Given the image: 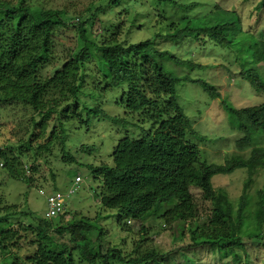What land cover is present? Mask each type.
Listing matches in <instances>:
<instances>
[{"label": "rangeland", "instance_id": "rangeland-1", "mask_svg": "<svg viewBox=\"0 0 264 264\" xmlns=\"http://www.w3.org/2000/svg\"><path fill=\"white\" fill-rule=\"evenodd\" d=\"M0 1L16 7L30 5L63 11L65 24L54 28L49 57L38 70L41 79L51 77L65 63L72 62L75 53L90 52L78 74L81 85L76 96L66 92L72 81L67 78L44 91L41 113L21 100L0 102V149L5 147L4 151L21 156L25 178H11L0 162V217L5 230L14 235L12 242L5 241L10 252L6 255L0 252V264H23L25 255L33 250L32 242L38 239L35 226L47 210L46 198L38 190L64 192L77 175L82 181L68 199L65 214L49 219L53 228L57 224L64 227L76 224L82 218L98 226L91 225L90 231L81 232L89 243L76 239L67 230L60 234L54 229L50 231L57 243L71 249L77 264H101L99 259L87 260L82 251L87 248L93 254L106 253L111 247L118 248L126 259L155 250L158 256L147 264H264V220L260 228L252 223L258 192L264 194V166L258 168L248 187L249 200L243 214L247 223L241 226L242 240L235 244V254L230 257H221L218 249L209 246L216 241L209 222L215 203L204 199L198 188H190L197 210L189 219L166 223L155 216L144 220L124 218L101 204L102 183L90 169L103 163L112 164L113 148L119 140L140 139L153 131L150 122H140L136 114L118 103L122 87L109 83L101 46L114 43L128 46L187 23L238 25L234 31L236 42L231 47L218 46L207 36L155 40L157 49L169 50L197 65L191 69L166 59L163 63L171 74L203 79L220 94L211 98L196 82L177 85L178 102L195 130V134H187L188 140L200 147L205 159L217 164L233 154L248 158L252 147H264V130L252 125L246 113L238 116L243 130L232 129L233 121L223 106L225 101L241 109L264 101V92L257 91L240 76L244 67H252L264 78V10L257 8L260 0H174L176 4L169 0ZM192 2L198 5L192 9L180 6ZM257 46L260 53L254 61L251 53ZM129 62L145 65V60L139 57L129 58ZM46 111L49 114L43 115ZM247 133L249 144L239 147L237 141ZM246 179L243 168L212 177L218 201L223 205L225 196L232 204L234 222L238 220L237 209ZM230 228L227 223L217 229L229 232ZM205 233L212 237L206 245H197ZM111 264L123 263L112 259Z\"/></svg>", "mask_w": 264, "mask_h": 264}, {"label": "trees", "instance_id": "trees-1", "mask_svg": "<svg viewBox=\"0 0 264 264\" xmlns=\"http://www.w3.org/2000/svg\"><path fill=\"white\" fill-rule=\"evenodd\" d=\"M169 1L176 4L174 0ZM196 5L197 2H192L180 6L192 9ZM257 8L264 10V0L259 1ZM62 16L63 11L59 9H36L30 5L16 7L0 1V102L21 100L31 104L41 113L44 91L67 78L72 81L68 84L66 92L72 96L79 93L81 83L78 74L90 58L89 51L75 53L74 60L65 63L51 77L41 79L38 74L40 65L49 57L54 28L65 24ZM236 29V22L212 26L187 23L172 32L164 35L156 32L154 38L128 46L120 43L101 46L103 64L109 71V83L122 87L118 103L128 112L136 114L140 122H150L153 131L140 139L127 137L119 140L113 148L112 164L103 163L90 167L92 174L102 183L101 204L115 210L124 218L144 220L155 216L162 218L166 223L189 219L197 210L190 188H198L204 199L213 200L215 203L209 222L216 241L209 246L213 250L218 249L221 257L235 254L234 246L242 240L241 226L247 223L243 215L249 200L247 190L258 168L264 166V147H252L248 158L240 154L230 155L222 164L205 159L200 147L187 138V134H195V130L178 102L177 85L185 81L196 82L211 98L219 97L220 94L213 85L203 79H193L189 74H171L163 63L166 59L178 65L192 67L191 69L197 65L178 58L169 50H159L154 44L157 38L177 41L187 35H194V38L207 36L213 38L218 46L231 47L236 42ZM259 53L260 48L257 46L251 53L254 61ZM134 57L143 58L145 65L142 67V64L130 63L129 58ZM240 76L254 89L264 92V78L256 68L244 67ZM223 106L233 121L232 129L243 130L244 126L238 116L240 113H246L252 125L264 130V101L241 109L225 101ZM48 114L49 111H46L43 115ZM249 139L247 133L237 141L238 146L248 145ZM4 150L5 147L0 149L3 169L13 179L24 178L21 156ZM238 168L246 170L247 179L237 209L238 220L234 222L232 204L225 196L223 205L218 201L212 177L216 174L232 173ZM26 182H29V179H26ZM258 193V207L252 223L260 228L264 220V194L261 191ZM64 211L58 216L63 217ZM227 223L231 226L230 231L219 232V225ZM91 225L98 227L94 222L82 218L76 224H69L67 227L57 224V227L53 228L48 219H39L35 226L38 239L32 242L33 250L25 255L23 264H77L71 249L63 243H57L50 231L54 229L60 234L67 230L74 234L76 239L89 243L88 238L81 235V232L90 231ZM12 234L5 230L0 217L2 255L10 252L5 241L8 239L12 242ZM211 237L209 233L201 235V242L197 245H206ZM82 255L89 261L99 259L101 264H111L112 259L123 264H147L158 256L155 250H150L126 259L116 247L108 248L106 253L97 251L94 254L86 248Z\"/></svg>", "mask_w": 264, "mask_h": 264}, {"label": "built area", "instance_id": "built-area-1", "mask_svg": "<svg viewBox=\"0 0 264 264\" xmlns=\"http://www.w3.org/2000/svg\"><path fill=\"white\" fill-rule=\"evenodd\" d=\"M81 181L82 178L80 175H77L73 181H71V184L68 186L67 190L64 192L59 190L46 192V190L42 188L39 189L38 192L41 195H44L47 201V210L43 218L49 220L57 217L64 210L68 199L77 191Z\"/></svg>", "mask_w": 264, "mask_h": 264}]
</instances>
